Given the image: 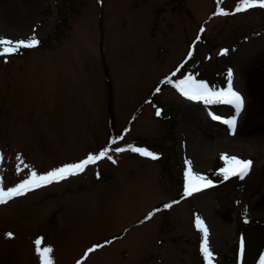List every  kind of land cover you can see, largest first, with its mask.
Here are the masks:
<instances>
[{"label": "rangeland", "instance_id": "rangeland-1", "mask_svg": "<svg viewBox=\"0 0 264 264\" xmlns=\"http://www.w3.org/2000/svg\"><path fill=\"white\" fill-rule=\"evenodd\" d=\"M240 2L0 0V39L45 41L0 55V188L110 149L83 172L0 204V264H41L38 247L52 249V264H206L197 217L213 264L255 263L264 244V8L236 12ZM230 69L245 98L234 130L224 122L233 106L175 87L192 76L219 91ZM224 155L251 169L214 187L209 174L226 166ZM187 161L211 187L184 195ZM160 203L171 207L139 221Z\"/></svg>", "mask_w": 264, "mask_h": 264}, {"label": "snow or ice", "instance_id": "snow-or-ice-1", "mask_svg": "<svg viewBox=\"0 0 264 264\" xmlns=\"http://www.w3.org/2000/svg\"><path fill=\"white\" fill-rule=\"evenodd\" d=\"M264 8V0H241L239 5L236 7V12L245 11L252 8ZM219 15H227L228 13L224 12L222 9L218 11ZM39 41L33 36L27 40H18L13 42L11 39H0V55L14 54L19 51L21 48H33L37 46ZM228 81L227 88L217 90H210L209 87L203 83L198 82L193 79L192 76H187L184 79L179 80L175 87L183 94L192 100H203L205 104H226L233 106L235 110L234 117L224 122L229 124L233 130L236 127V117L239 116L240 112L244 108L245 98L233 88L232 83V70L230 69L227 73ZM171 83V81H168ZM160 89H157L159 91ZM157 115H160L159 110H157ZM213 119H220L218 116H213ZM115 143V141H113ZM110 149L105 148L101 150L99 154L92 155L89 154L86 159L75 164L67 165L60 167L54 171H50L47 174L38 175L35 171H32L28 178L24 179L22 182L17 184L14 187H10L7 190L0 188V204L6 203L9 199L17 196L24 195L26 192L31 191L35 188L42 187L44 185L50 184L54 181H60L66 179L68 176L77 175L85 170L86 166L94 164L97 161L105 158ZM124 148H115L114 151L121 152L124 151ZM131 151L138 152L142 156L150 157L153 160L158 159L157 154L148 151L139 147H130ZM111 159L110 156L107 157ZM225 161V167L221 169V172L224 176V179H228L229 176H238L240 179H243L251 169L252 161L251 160H242L237 157H229L224 155L221 157ZM189 166L184 173L185 176V188L184 195L191 196L195 192H199L204 188L212 186V182L206 180V178L199 174H194L191 168V162H186ZM165 208L171 207V204L164 205ZM159 211V209L155 210ZM153 213H150L146 219H150ZM247 222V221H245ZM195 225L199 231L202 233V242L200 246V251L203 255V258L206 264H213V253L209 249L208 243V228L205 225L204 221L199 217L195 220ZM11 236V233H8ZM37 246L40 245L41 241L37 240L35 242ZM109 243V242H106ZM103 245H96L93 248L87 250L88 253L94 252L97 248L102 247ZM38 254L41 257V264H52L51 258L48 255L51 253V248L40 249L37 248ZM244 253V241L243 238L240 241V254L243 256ZM87 255V253H86ZM79 264V262H78ZM259 264H264V255L259 257Z\"/></svg>", "mask_w": 264, "mask_h": 264}, {"label": "trees", "instance_id": "trees-1", "mask_svg": "<svg viewBox=\"0 0 264 264\" xmlns=\"http://www.w3.org/2000/svg\"><path fill=\"white\" fill-rule=\"evenodd\" d=\"M214 1H216V5L219 3V2H221V0H214ZM26 40V39H25ZM45 41H42V40H39V43L37 44V46H35V47H38L39 48V46H41L43 43H44ZM24 50H29V48H21V49H19V51L18 52H16V53H14V54H6V55H2V57H4V59L6 58L7 59V56H10V55H20V54H22V52L24 51ZM5 59V60H6ZM7 61V60H6ZM186 65V63H183V66H185ZM166 80V79H165ZM165 80H163V82H165ZM166 82H167V80H166ZM167 83H169V82H167ZM155 89H157L156 87H155ZM110 104L111 103H109V106H108V108H110ZM210 105H213V106H217V105H220V104H218V103H216V104H210ZM111 114V113H110ZM109 114V115H110ZM108 123L110 124L109 126H111V125H113V123H112V119L110 118V116H109V120H108ZM112 137V136H111ZM110 137V138H111ZM209 176H210V178H212V179H214L215 181H218L216 184H214V187L217 185V186H219V185H221V184H224V183H226L227 181H231L232 180V178H236V177H238V176H229V178L228 179H224V176H223V174H222V172H218V173H210L209 174ZM239 182H241V180H239ZM177 199H175V201H176ZM175 201H171L170 203H174ZM166 204H169V203H160V204H158L157 206H155V207H153V208H151L149 211H147L146 212V214L143 216V219H140L139 221H144V220H147L146 219V217H148L149 216V214L150 213H156V212H158V211H155V210H157V209H159V211L161 210V209H164L165 207H164V205H166ZM153 216V215H152ZM151 216V217H152ZM197 235L199 236L198 237V241H199V243H200V245H201V242H202V240H201V237H202V235H201V233H200V231L197 229ZM263 243H264V240H263ZM260 254H259V256H258V259H257V257H256V261H255V263L254 264H258L257 263V261H259V257L261 256V255H264V244L263 245H261V248L259 249V251H258ZM234 259V258H233ZM232 259V260H233Z\"/></svg>", "mask_w": 264, "mask_h": 264}, {"label": "bare ground", "instance_id": "bare-ground-1", "mask_svg": "<svg viewBox=\"0 0 264 264\" xmlns=\"http://www.w3.org/2000/svg\"><path fill=\"white\" fill-rule=\"evenodd\" d=\"M7 22L14 24V25H20L22 24V21L20 20H16L15 17L13 15H7L6 19Z\"/></svg>", "mask_w": 264, "mask_h": 264}]
</instances>
